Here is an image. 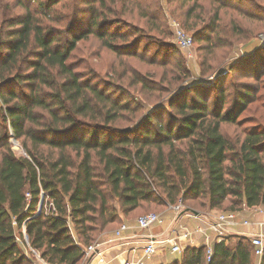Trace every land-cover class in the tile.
Returning a JSON list of instances; mask_svg holds the SVG:
<instances>
[{
	"label": "trees",
	"instance_id": "trees-1",
	"mask_svg": "<svg viewBox=\"0 0 264 264\" xmlns=\"http://www.w3.org/2000/svg\"><path fill=\"white\" fill-rule=\"evenodd\" d=\"M25 1L17 0L22 13L0 23V264H32L29 248L47 264H80L84 247L144 204L165 210L189 201L182 213L264 207V125L240 127L236 120L249 91L236 90L228 100L219 76L184 87L190 75L184 64L151 56V65L162 68L158 82L134 68L114 73L117 79L129 73L127 85H139L140 93H169L166 107L154 103L143 113L146 104L129 97L123 84L99 86L92 81L97 76L84 78L69 62L76 43L89 34L120 66L126 58L142 60L139 41L109 30L113 18L106 13L121 10H105L107 0H77L69 18L68 11L55 8L58 0ZM198 1H181L191 2L181 11L183 27L204 23L191 37L205 42L207 52L228 45L218 30L228 2L209 0L206 9ZM139 15L154 19L145 8ZM114 85L120 91L111 90ZM165 114L152 129L153 120ZM224 123L240 131L228 137ZM11 136L21 139L25 155L11 150ZM21 227L24 244L16 233ZM205 248L185 247L175 264H264V252L255 258L247 236L214 241L208 263Z\"/></svg>",
	"mask_w": 264,
	"mask_h": 264
},
{
	"label": "rangeland",
	"instance_id": "rangeland-1",
	"mask_svg": "<svg viewBox=\"0 0 264 264\" xmlns=\"http://www.w3.org/2000/svg\"><path fill=\"white\" fill-rule=\"evenodd\" d=\"M23 1L25 4H28L25 0ZM86 1L89 2L91 0ZM170 1H105V10H114V12H116L115 10H121L122 12L119 13L118 11L115 14L106 13L110 19L113 18L112 21H109L111 22L109 30L115 29L119 33H124L128 41H139L138 52L143 54L142 60L126 58L124 59L125 65L120 66L114 55L103 48L100 45V41L94 35L89 34L84 40L76 43L75 48L70 53L69 62L75 64L77 71L82 72L84 78L97 76L98 80L93 79L92 81L99 83V86H101L102 82L103 84L108 82L123 84L122 88L128 93L129 97L139 104H146V107L141 111L143 113L148 107L151 109L153 107L151 105L154 103L163 104L166 107L167 102H165V98L169 93L161 90L151 93L150 91L141 89L140 93L138 90L139 85H127L128 81L126 78L129 76V73L126 72L125 77L121 79H117L114 73L122 71V69L128 70L129 68H134L141 74L150 72L153 75L152 79L158 82L162 68L158 65H151V56L164 58L169 62L173 61V63L180 62L185 65L190 73L189 77L181 83V85H185L184 87L187 84H191V81H212L215 76H219L220 83L225 87L224 92L230 94L228 100L232 98L236 90L249 91V95L246 96L245 105L236 117V120L241 122L238 126L249 128L259 123L264 125V0H226L229 6L221 12L218 30H220L222 38H225L224 40H229V44L220 49L212 48L211 52H207V49L204 47L206 43L203 41H192L190 48L187 50L177 45L175 38L176 27L181 28L186 34L192 36V32L204 23L197 22V26L194 25V28L190 30L184 28L183 22L185 19L181 11L185 6L190 5L191 2H187L182 6L180 3L183 0H177V2ZM198 2V6L208 9L209 0H199ZM6 3H8L7 8ZM97 3V1L94 2L95 8H99L97 7ZM76 4L77 0H58L55 8L68 11L70 14L69 18H71L75 11L73 7ZM137 5H139L138 9H136ZM29 6L34 5L30 4ZM64 6L66 8H63ZM178 6H182L183 8L180 9ZM142 8H145V10L154 16V19L141 17L139 12H141ZM225 10L226 13L223 14ZM22 12L23 8L17 6V0H0V23L2 20H8L10 16ZM196 12L201 14V16H206L203 9L200 10L197 7ZM81 14L83 12L80 9L78 16ZM250 14L255 19H252L249 16ZM83 17V26L87 27L86 20L88 15H83ZM157 85H161V83H157ZM114 86L111 90H115L116 92L120 91V89H117V85ZM216 93L217 91L215 90L211 92L208 99L209 103L216 97ZM191 95L186 96L187 100ZM224 107L228 108L229 104L225 103ZM165 109L167 112L174 111L173 108ZM166 118V114L159 115L153 120L151 128L155 129L157 121L159 119L164 121ZM221 128L223 134L228 137H232L234 132L240 131L232 123H224ZM8 140L11 145V150L15 155H25L23 146L21 145V139H15L11 136ZM44 203V208L47 209L49 205L46 204V199ZM186 204H190V202L186 201L183 204V208ZM166 210H168V207L164 210L158 204H144L135 212V215H131L132 218L128 219L135 220L138 216L149 212L162 214ZM16 233L20 244L27 243V237L23 227ZM32 255L34 256L32 264H39L36 262V254L33 253ZM37 255L41 259L39 254ZM41 260L43 261V259Z\"/></svg>",
	"mask_w": 264,
	"mask_h": 264
},
{
	"label": "crops",
	"instance_id": "crops-1",
	"mask_svg": "<svg viewBox=\"0 0 264 264\" xmlns=\"http://www.w3.org/2000/svg\"><path fill=\"white\" fill-rule=\"evenodd\" d=\"M219 211L221 210H196V214H192L191 212L175 213L168 209L162 212V221L159 224H155L146 230L138 229L135 220L125 219L123 222L128 224V229L123 232L122 238H112V233L116 228L106 230L98 235L103 241L98 250L103 255L104 260L100 261V255L95 254L83 258L80 264H127L128 261L140 256L141 247L148 236L152 234L161 240L169 239L175 236L172 229H177L179 226L191 232L188 239H179L182 249L172 252L170 245L166 243L164 248L147 260L148 264H175V261L181 259L185 247L205 245L201 232L197 230L199 225L206 227V232L210 235L209 244L211 245L226 235H242L250 238L253 233L259 231L264 233V226L260 228L256 223L262 219V216L258 212H254L253 207H242L241 210L236 211V224L227 227L222 235H218L215 230L210 228V223L213 216ZM245 219L250 222L247 226L241 224V221ZM254 257L256 258V256Z\"/></svg>",
	"mask_w": 264,
	"mask_h": 264
},
{
	"label": "built area",
	"instance_id": "built-area-1",
	"mask_svg": "<svg viewBox=\"0 0 264 264\" xmlns=\"http://www.w3.org/2000/svg\"><path fill=\"white\" fill-rule=\"evenodd\" d=\"M175 38L177 40V45L184 50L190 48L192 44V37L186 34L181 28H175ZM50 206V204H49ZM247 207V206H243ZM248 208V207H247ZM250 208V207H249ZM168 209L173 210L175 213H180L183 209L182 202L178 201L174 205L168 204ZM254 212H258L262 219L256 222L258 226L261 228L264 226V207L261 206H253ZM237 213L236 211H219L215 214L212 218L210 223V228L215 230L218 235H222L226 228L236 224ZM162 221L161 214H156L154 212H149L143 215L138 216L135 219L136 227L140 230H146L155 224H159ZM210 222V221H209ZM250 222L248 220H242L241 224L247 226ZM128 229V224L123 222L117 227L113 233L112 238L120 239L122 238L123 232ZM197 230L201 232L202 237L205 241V253L204 258L205 262L208 263L210 261L212 255V245L209 244L210 242V235L206 232V227L203 225H199ZM173 233L175 234L174 237L169 239L161 240L155 235L148 236L141 247V254L134 260L128 261L127 264H148L147 260L153 256L154 254L158 253L162 248L165 247V244L168 243L170 245V250L172 252H176L182 249L179 239L180 238H189L191 232H189L186 228L179 226L177 229H172ZM191 240V239H190ZM250 243L253 246V253L255 256L260 258L264 252V233L262 231L253 233L250 238ZM102 238L97 237L93 242L88 244L84 247V257H91L92 255H100V261H103V255L99 252L98 248L102 244ZM124 244L126 242H123ZM30 250L36 254V262L39 264H46L40 258H38V253L30 248ZM126 263V262H125Z\"/></svg>",
	"mask_w": 264,
	"mask_h": 264
},
{
	"label": "water",
	"instance_id": "water-1",
	"mask_svg": "<svg viewBox=\"0 0 264 264\" xmlns=\"http://www.w3.org/2000/svg\"><path fill=\"white\" fill-rule=\"evenodd\" d=\"M190 212H191L192 214H196V212H195V211H193V210H192V211L190 210Z\"/></svg>",
	"mask_w": 264,
	"mask_h": 264
}]
</instances>
